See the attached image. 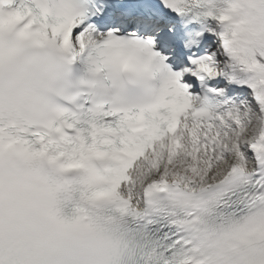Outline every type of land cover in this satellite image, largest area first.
<instances>
[{
    "label": "snow or ice",
    "instance_id": "snow-or-ice-1",
    "mask_svg": "<svg viewBox=\"0 0 264 264\" xmlns=\"http://www.w3.org/2000/svg\"><path fill=\"white\" fill-rule=\"evenodd\" d=\"M0 264H264V0H0Z\"/></svg>",
    "mask_w": 264,
    "mask_h": 264
}]
</instances>
